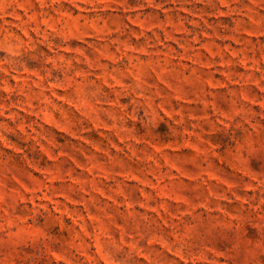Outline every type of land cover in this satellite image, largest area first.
<instances>
[{
	"label": "rangeland",
	"instance_id": "obj_1",
	"mask_svg": "<svg viewBox=\"0 0 264 264\" xmlns=\"http://www.w3.org/2000/svg\"><path fill=\"white\" fill-rule=\"evenodd\" d=\"M0 264H264V0H0Z\"/></svg>",
	"mask_w": 264,
	"mask_h": 264
}]
</instances>
